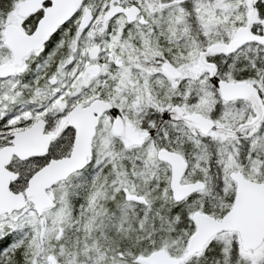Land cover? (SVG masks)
<instances>
[{
  "label": "snow or ice",
  "instance_id": "6c2138e0",
  "mask_svg": "<svg viewBox=\"0 0 264 264\" xmlns=\"http://www.w3.org/2000/svg\"><path fill=\"white\" fill-rule=\"evenodd\" d=\"M0 264H264V0H0Z\"/></svg>",
  "mask_w": 264,
  "mask_h": 264
}]
</instances>
